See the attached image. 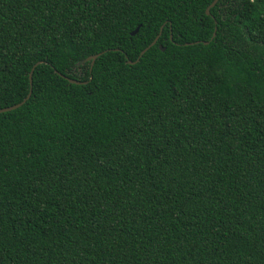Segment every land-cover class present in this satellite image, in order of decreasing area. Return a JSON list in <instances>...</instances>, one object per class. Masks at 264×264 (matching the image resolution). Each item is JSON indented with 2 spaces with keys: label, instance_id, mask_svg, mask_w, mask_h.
I'll return each mask as SVG.
<instances>
[{
  "label": "trees",
  "instance_id": "16d2710c",
  "mask_svg": "<svg viewBox=\"0 0 264 264\" xmlns=\"http://www.w3.org/2000/svg\"><path fill=\"white\" fill-rule=\"evenodd\" d=\"M212 1L0 0V264H264V0Z\"/></svg>",
  "mask_w": 264,
  "mask_h": 264
},
{
  "label": "water",
  "instance_id": "95a60500",
  "mask_svg": "<svg viewBox=\"0 0 264 264\" xmlns=\"http://www.w3.org/2000/svg\"><path fill=\"white\" fill-rule=\"evenodd\" d=\"M217 1H218V0H213V1L208 5V7L206 8V14H209L210 8L213 7V6L217 3ZM214 21H215V24H216V20H214ZM139 26H140V25H138V26H137V27L131 32V35H134V34L138 31ZM160 33H161V31H160ZM215 33H216V26H215V29H214V32H213V36H212V38L215 36ZM159 35H160V34H158V35L153 39V41H152L149 45H147L144 49H142V50L140 51L138 57H137L134 61H132V60H128V59H127L126 62H127L128 64H134V63H136V62L139 60L140 56H142L146 50H148L151 46H153V45L157 42V40H158V38H159ZM212 38H211V39H212ZM196 42H198V41H196ZM203 43H204V44H207L208 41H203ZM159 47H160L162 50H164V48H163L161 45H159ZM101 54H102V52L97 53V54H94V55H91V56H88L87 58H85L84 60L80 61L79 63H84V62H86V61H90V63H91V68H92V65H93L95 59H96L99 55H101ZM38 63H39V62H37L36 64H38ZM36 64H35L34 66H36ZM91 68H90V70H91ZM33 69H34V67L32 68V70L30 71V74H29L30 91L28 92V94L26 95V97H25L22 101H20V102H18V103H15V104L10 105V106H7V107H2V108H0V113H2V112H6V111H10V110H13V109H16L17 107H19V106H21L22 104H24L25 101L30 97V94H31V84H32V72H33ZM61 75H62V74H61ZM62 76L65 77V78H66L69 82H71V83H77V84L86 83V81H80V80H77V79L69 78V77H66V76H64V75H62Z\"/></svg>",
  "mask_w": 264,
  "mask_h": 264
}]
</instances>
